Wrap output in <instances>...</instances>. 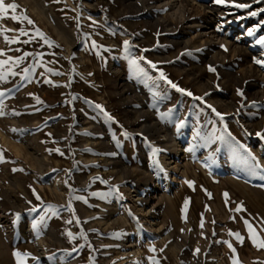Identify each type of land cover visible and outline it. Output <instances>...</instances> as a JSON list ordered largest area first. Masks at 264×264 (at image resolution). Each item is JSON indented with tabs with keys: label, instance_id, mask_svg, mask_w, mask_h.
I'll return each mask as SVG.
<instances>
[{
	"label": "rangeland",
	"instance_id": "rangeland-1",
	"mask_svg": "<svg viewBox=\"0 0 264 264\" xmlns=\"http://www.w3.org/2000/svg\"><path fill=\"white\" fill-rule=\"evenodd\" d=\"M42 2L51 17L31 0H6L32 25L13 21L10 11L0 18L1 29L11 30L4 35L20 41L8 44L0 36V60L31 54L12 67L16 75L0 81V195L13 209L10 218L0 208V264H17L16 252L28 254L25 264H264V249L252 245L243 223L257 226L264 239V138L256 135L264 133V66L255 63L264 61V46L246 36L249 24L194 0ZM232 3L230 15L252 18L264 29V0H237L251 5L247 9ZM169 23L175 30L166 29ZM182 37L200 48L184 47ZM217 46L227 48V59L207 56ZM161 71L192 95L161 80ZM134 82L149 91L148 114L161 116L172 131L183 119L178 150L163 149L164 160L158 141L165 133L153 138L142 130L154 121L138 113L142 102L128 87ZM203 140L212 146L207 159ZM146 151L170 200L159 202L158 216L143 209L135 192L139 184L148 189L153 175ZM114 156L128 169L126 177L111 164ZM240 205L244 210L236 211ZM230 233H240L243 244Z\"/></svg>",
	"mask_w": 264,
	"mask_h": 264
},
{
	"label": "bare ground",
	"instance_id": "bare-ground-1",
	"mask_svg": "<svg viewBox=\"0 0 264 264\" xmlns=\"http://www.w3.org/2000/svg\"><path fill=\"white\" fill-rule=\"evenodd\" d=\"M35 6L38 8L40 14H48L49 17H51V14H49V12H47V9L45 7V5L43 4L42 0H31ZM196 2V4L200 3L199 6L203 7L205 6L206 8H208V10L212 13L216 14H227L229 15V19L231 22H240L241 24H249V27L247 29V35L249 31H253V35H251V37L253 38L252 40H254V42H257L260 37H262V34L264 35V29L263 27H261L260 25H255V22L252 20V18H248V17H243L241 15L238 14H232L230 15L229 10H228V2L232 1V2H237V0H228L227 3L225 4H217L215 3V0H194ZM170 2V1H169ZM182 3V1L180 2ZM177 7V12H179L182 16H186L185 13V9L184 6L182 5H178L176 4ZM200 8V7H199ZM18 11V10H17ZM16 11V12H17ZM11 12V11H10ZM12 13V12H11ZM165 19V18H164ZM166 20V19H165ZM160 22V21H159ZM60 24V23H59ZM61 25V34L64 36L66 34V27L64 26L63 23L60 24ZM177 24H175V26H171V24L169 23V25L167 26V30H175ZM1 25H0V29H1ZM179 42H181L183 44L184 47H193V48H200V44L195 43L191 38L186 39L184 37H182ZM223 42H226V46H230V39L228 36H226L223 39ZM264 46V44H263ZM218 51L214 52L212 51V53L207 54V56L212 60H216L220 55L224 57V59H227V55H225L227 53V51H225V48L222 47H218ZM232 47H230L231 49ZM227 49V48H226ZM233 51L238 55L241 52L240 47L235 46L233 48ZM214 52V53H213ZM164 59H169V57H164ZM235 77H240V75H234ZM205 86L208 88V84H205ZM129 89H130V94L132 95L131 97H137L139 98V102H142V107L138 108V113L143 114V116L148 119L147 117H150V119L154 122H148L146 126L142 127V130L146 131V132H150L151 133V137L153 138H157V134L164 132L165 133V138L164 140H159L158 142L160 143V147H161V151L160 153H163L164 155L161 154L162 160L167 158V153L165 150L163 149H168L170 148L171 151H176L178 150V146L179 143L177 142V137L178 135H180L179 133V127L180 125L183 123V119H179L177 122V127L172 131L170 129V127L168 126V124L166 122L161 123V116H155L153 117L152 115L148 114L150 113L148 110H145L146 106L148 105L149 101L148 99V90L144 89L138 82H134L133 84H129L128 85ZM141 90L143 95L140 94ZM137 106L139 107V105L137 104ZM143 110V111H141ZM148 121V120H147ZM101 130L104 132H106V129L104 126H100ZM198 128V125H195V129ZM228 144L230 146H232L235 150H237L238 152H242L241 146L239 142L234 141L231 137H228L227 139ZM108 147H109V152L112 153V155H114V148L111 145V141L108 140L107 138H104L103 141ZM204 142V140H203ZM205 143V147H206V153H205V158L207 159L208 157H210L209 155V151L211 150V143ZM118 157L114 156V161H111V164H114L115 166H120L119 172L122 173L123 177H126V175L128 174V169L126 167H124V165L119 164L118 159H116ZM143 158L146 160V162L149 163L150 166L153 165V162L155 161L153 159L152 156H150L149 152L146 151L143 154ZM112 160V159H111ZM41 161L42 163H45V159L43 157H41ZM163 164H166V161H163ZM218 166H222L221 163H218ZM150 169V168H149ZM152 170V177L151 179H149L146 182V186L148 187V189L143 188L140 184L137 185V189L135 190V192H137L136 196L138 197V200L140 201L141 205L143 206V209L146 210L148 212V214L150 216H158L157 215V207L159 205V202L161 200H169V197L166 194V191L164 190V187H162V183L160 182L159 177H158V172H159V167H153L151 168ZM157 179V180H156ZM239 180H241V183L239 184H243L245 187L248 188H252V186L249 184V182H247L245 179H240L238 177ZM8 202L6 199L2 198L0 195V208L2 209V211H9L11 216L9 215L10 218H13V209L11 207H8ZM3 241L0 240V243H2Z\"/></svg>",
	"mask_w": 264,
	"mask_h": 264
},
{
	"label": "snow or ice",
	"instance_id": "snow-or-ice-1",
	"mask_svg": "<svg viewBox=\"0 0 264 264\" xmlns=\"http://www.w3.org/2000/svg\"><path fill=\"white\" fill-rule=\"evenodd\" d=\"M58 2V0H57ZM228 0H215V3L217 4H225L227 3ZM257 2H261V0H257ZM232 6L235 7V8H238V9H247L249 7H251V5L249 4H244V3H235L233 2L232 3ZM17 8L18 6L15 4V3H6V0H0V18H5L8 16L9 14V11H11L13 13V15L10 17L13 21L15 22H19L21 20H24V21H27V23L29 25H32L33 24V21L30 20L27 16H17L15 15L14 13H16L17 11ZM261 11H264V9H261ZM258 13L253 11L250 13L251 16H256ZM6 31H11L10 29H0V36H3L4 40L6 43L8 44H13V43H18L20 42L17 38L13 37V38H9L7 35H4V33ZM19 35H22V36H26L28 35V33L26 31H20ZM38 36H42L41 33H37ZM248 35L251 36L253 35V31H249L248 32ZM29 41H24V43H28ZM258 43L260 44H264V36L260 37V39L257 41ZM45 43H48L47 40H45ZM51 46V45H50ZM125 48L127 49L128 47V42L125 41V44H124ZM223 47V46H222ZM17 51H19V49H17ZM225 51H227V49L225 48ZM5 53L3 51H0V56H4ZM28 55H31L30 53H24L23 56L19 57L18 59H15L13 60V58L9 57L8 59H4V60H0V69H5L6 66H7V72H3V71H0V81H3L6 79V75L7 74H11V75H16L15 72L12 71V67L13 66H19L20 63L23 62L24 60V57L25 56H28ZM141 59H145L144 57H141ZM145 62L152 68V69H156L157 68V65L152 63L151 61H147L145 60ZM133 65L136 64V61L133 60L132 61ZM255 63L257 64H260L261 66H264V61H261V60H256ZM47 71H51V69H46ZM209 72H214L215 71V68L212 67V66H209L208 68ZM143 71V70H141ZM23 72H24V79H28L29 78V69L28 68H24L23 69ZM56 75H59V73H54ZM146 75V73H145ZM159 77L161 80H164L167 84H169L172 88L176 89L177 91L179 92H182L186 95H189L191 96L192 93L191 92H185L184 89H181L179 88L175 83H173L171 80H168V78L165 76V74L161 71L159 73ZM237 94L240 95V96H243V93L241 92V90L237 89ZM4 93L0 92V96H3ZM38 99V98H37ZM197 99H200V98H197ZM99 107V106H97ZM211 107V106H209ZM213 112L216 113V115L221 119L223 120V115L219 112H216V110L213 108L212 109ZM2 114V113H0ZM163 118V117H162ZM13 131H16V130H13ZM199 135V133H198ZM256 135L258 137H261V138H264V133H256ZM58 151V150H57ZM61 155H63V153H61ZM186 183L189 184V186L191 187L192 186V182L191 181H186ZM35 194V193H34ZM97 195H101V194H97ZM224 196L226 198V202H227V197H228V193H224ZM37 200L40 199L39 196L36 197ZM50 210H52L53 212L55 211L54 209H52V206H48ZM35 209H33L34 211ZM236 211H243V206L240 205L238 206L236 209ZM44 222V217H41L40 221H38L37 223L38 224H43ZM67 223H72V220H69L67 221ZM213 223H215V221H213ZM244 223V226L245 228L247 229L248 231V239L251 241L252 245L254 247H256L258 250L259 249H264V239H262L258 233V230H257V226L253 225V223H251L249 220L245 219L243 221ZM261 224H264V219H262L260 221ZM201 228H203V221L201 222ZM36 227V226H34ZM261 231H264V228H261L260 229ZM231 235L234 236V238L241 244H243L244 242V237L240 235V233H230ZM68 237L70 239H75L76 237L73 236V234L71 232L67 233ZM229 248L231 249L232 246L231 244H229ZM152 251H155L154 249H152ZM199 249H196V252L199 253ZM233 252H235V249H232ZM14 256L16 258V261H17V264H25V261L28 257V254H21L19 252H16L14 253ZM152 264H158V261L154 260L152 261ZM233 264H238V261L237 260H234L233 261Z\"/></svg>",
	"mask_w": 264,
	"mask_h": 264
}]
</instances>
